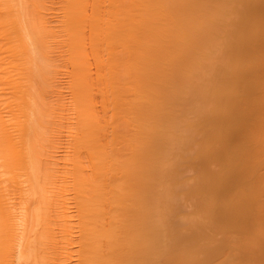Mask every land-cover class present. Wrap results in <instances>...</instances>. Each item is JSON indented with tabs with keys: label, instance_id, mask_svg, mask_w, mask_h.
I'll return each instance as SVG.
<instances>
[{
	"label": "bare ground",
	"instance_id": "6f19581e",
	"mask_svg": "<svg viewBox=\"0 0 264 264\" xmlns=\"http://www.w3.org/2000/svg\"><path fill=\"white\" fill-rule=\"evenodd\" d=\"M0 264H264V0H0Z\"/></svg>",
	"mask_w": 264,
	"mask_h": 264
}]
</instances>
